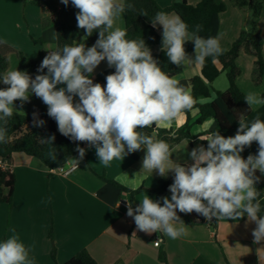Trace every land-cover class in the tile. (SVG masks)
Masks as SVG:
<instances>
[{
    "label": "clouds",
    "instance_id": "clouds-1",
    "mask_svg": "<svg viewBox=\"0 0 264 264\" xmlns=\"http://www.w3.org/2000/svg\"><path fill=\"white\" fill-rule=\"evenodd\" d=\"M61 2L69 4V0ZM71 3L79 9L77 27L85 30L86 37L98 32V39L91 47L79 42L46 48L48 54L38 72L47 69V73L34 79L17 69L0 74V82L8 86L0 89V143L7 142L8 121L19 112L14 102L21 101L22 107L35 94L47 106V115L56 121L59 132L74 142H87L94 147L99 163L105 167L113 160H124L129 153L145 149L141 171L156 170L162 177L174 172V182L169 186L171 198L163 197V206L148 195L135 208L128 203L127 215L134 219L139 231L179 238L185 234V228L176 226L184 224L178 210L185 214L195 212L209 221L213 217L236 221L246 216L256 224L253 242L264 241L262 203L255 186L260 181L256 172L264 175V120L257 116L248 122L242 113L235 136L225 138L218 131L211 132L203 139L207 148L201 145L190 152L194 163L190 166L174 163L169 144L154 139L143 129L171 126L182 113L192 109L196 100L176 76L162 70L144 39H127V30L114 26L117 18L133 8L132 4L124 0H71ZM151 24L154 28L162 26L161 50L172 64H203L206 58L215 59L222 54L219 37L198 35L199 25L190 33L188 25L178 16L157 12ZM58 37L54 32L52 39ZM189 41L194 44V59L184 47ZM105 60L115 72L106 76V85L94 83L91 75ZM62 84L66 87L57 88ZM75 97L79 102H74ZM244 100L248 110L264 105V97L253 91L247 92ZM213 101L201 98L199 103ZM44 124L38 113H33V126ZM54 140V135L41 138L42 143L49 145ZM253 142L258 143V154L243 158L241 153ZM76 151L79 158H69L72 168H78L86 154L83 147L77 146ZM48 156L56 159L52 150ZM130 190L137 191L138 186L132 185ZM30 252L31 248L13 230V235L0 242V264H34Z\"/></svg>",
    "mask_w": 264,
    "mask_h": 264
},
{
    "label": "crops",
    "instance_id": "crops-1",
    "mask_svg": "<svg viewBox=\"0 0 264 264\" xmlns=\"http://www.w3.org/2000/svg\"><path fill=\"white\" fill-rule=\"evenodd\" d=\"M156 1L161 7H169L182 0ZM199 1L187 0L191 5ZM224 1L226 10L220 15L217 37L222 51H227L244 30L246 9H240L231 0ZM170 15L177 16L174 13ZM114 26L125 29L124 13L117 18ZM257 26L261 32L264 55V4ZM155 28L162 38V26L157 25ZM54 32L59 34L56 40L52 39ZM79 42L85 43L87 47L92 46L85 37L76 41ZM60 44V30L49 20V15L43 8L32 5L31 0H0V47L12 50L7 54V71H21L17 53L35 60L48 54L46 48L53 45L60 48ZM147 47L152 54L160 51L155 45ZM188 56L194 59L195 51ZM243 63L251 70L248 79L255 86L252 76L255 58L242 52L237 60L240 69ZM179 67L181 73L176 77L191 92L190 80L201 75L202 64L186 63ZM108 68L107 61H102L92 74H99ZM218 79L213 82L215 91L226 92L228 83ZM241 79L242 74L238 77L237 84L246 94ZM262 81L256 86V93L261 96L264 93V78ZM60 87L66 85L57 86ZM214 97L215 93L207 99ZM74 102L79 101L74 98ZM14 103L20 114H27L32 120L33 113L40 116L42 101L35 94H31L29 101L24 102L22 107L21 101ZM260 107L261 105L254 110ZM187 119L182 113L171 126H156L177 129ZM196 119L195 112L191 116L193 136H201L203 140L211 132H215L216 123L213 119L209 118L202 124L195 125ZM56 126L58 130L57 123ZM237 130L238 127L224 137L235 136ZM201 139L183 140L171 149L173 154L170 159L174 163L190 166L194 163L189 155L192 149L201 145L205 147ZM84 148V159L67 176L51 173L39 159L24 153H15L11 160L3 161L6 167L13 169L16 183L11 206L0 203V242L13 235L15 230L20 241L31 248L30 258L34 264H65L82 250L88 251L96 264H264V241L253 242L252 232L256 224L249 222L247 217L236 221L216 218L217 223L214 225L208 219L196 224H177V227L185 228V234L177 239H171L160 232L148 234L139 231L134 219L127 215L124 208L118 206L119 201L130 203L131 194L127 190L132 185H137L139 189L156 188L162 181L173 183L174 172L170 171L166 177H162L156 170L153 173L141 171L145 149L129 153L124 160H113L105 167L99 163L94 147H89L86 143ZM258 148L259 146L250 154H258ZM74 158L78 159L79 156ZM67 165H71L70 161ZM103 177L119 186L105 181ZM145 195L157 200L149 192L143 191L134 196V202L139 204ZM164 197L171 198L169 188ZM162 198L158 200L161 206ZM51 228L52 240L49 238ZM156 242H159L158 246H155ZM53 247L56 249L55 260L51 257ZM161 253L165 254V263L160 259Z\"/></svg>",
    "mask_w": 264,
    "mask_h": 264
},
{
    "label": "trees",
    "instance_id": "trees-1",
    "mask_svg": "<svg viewBox=\"0 0 264 264\" xmlns=\"http://www.w3.org/2000/svg\"><path fill=\"white\" fill-rule=\"evenodd\" d=\"M240 9H248L252 12L253 20L249 29L243 30L239 37L227 51H222V54L213 59L206 58L202 64L200 76H195L190 80L192 90L190 94L196 100L191 110L184 112L187 116V122L177 129H163L156 125L150 128H145L143 131L152 136L154 139L167 142L172 149L174 146L183 140L192 141L200 139L201 136H193L191 134V116L197 113V119L194 124L200 125L205 120L211 118L216 123V130L220 135L227 136L239 127V117L243 113L246 120H253L257 116L264 120V105H261L257 110H248V105L244 100L245 93L237 84L240 76V69L237 60L240 54H251L255 58V69L253 71V82L260 83L264 78V55L262 48L261 32L257 26V20L261 15L264 0H231ZM124 2L133 5V8L127 9L125 14V29L127 30V39H144L146 46L155 45L159 47L158 53L152 54L158 60L159 66L163 71L171 76H177L181 73V68L169 62L165 52L161 50L162 38L151 24V19L157 12L174 13L180 17L187 25L188 31H196V26H200L198 35L208 38L217 37L220 24V15L225 12L226 4L224 0H200L197 4L191 5L187 0H182L180 3H175L169 7H161L156 0H125ZM31 4L43 8L49 15V20L52 21L60 30V48L65 44H74L76 41L85 37L89 45H93L98 39V32L94 31L91 36L86 37L85 30L77 27L76 14L79 9L75 8L71 0L65 6L61 0H31ZM147 13V16L142 13ZM44 26V24H43ZM185 50L187 54L194 51V44L186 42ZM3 48V47H2ZM0 47V74L8 69L7 54L12 50ZM19 59L20 70L26 71L33 79L38 74H46L47 69L43 73L38 72V68L43 60V55L39 59H28L23 54L17 53ZM220 66V68H219ZM115 72L114 67H109L99 74H92L91 78L94 83L106 85V76ZM225 73L228 89L226 92H218L213 88V82ZM8 87L0 82V89ZM215 93L214 101L211 103H199L201 98L207 99ZM261 97H264V93ZM78 99V97H75ZM41 100V99H40ZM42 101V100H41ZM39 119L45 121L42 127H34L33 120L27 114L16 113L8 121L7 124V142L0 143V162L11 160L15 153H24L30 157L39 159L49 170L59 168L68 163L69 158L79 156L76 151L77 146L83 147L87 142H74L69 137H65L58 132L56 121L47 115V106L42 102L40 108ZM55 136L52 145L42 143L41 138L47 139L50 136ZM200 137V138H199ZM207 148V141L201 140ZM258 147L257 142H253L250 147H245L241 153L243 158ZM54 148V149H53ZM52 150L56 154V159L49 158L48 153ZM256 176L260 177V181L255 185L260 191V199L262 209L260 215L264 216V175L259 171ZM103 179L114 185L119 186L114 181H109L105 177ZM15 173L12 168L3 167L0 164V203H5L9 207L12 204L15 191ZM172 182L162 181L156 188L140 187L137 191H129L133 208L139 204L134 202V196L140 192L147 191L157 200H160L167 193ZM177 215L187 224L202 223L207 219L195 212L191 214L181 213L177 210ZM245 217L240 220L245 219ZM211 221L217 223L216 217ZM212 224V223H211ZM49 238L53 239V230L50 229ZM53 260L56 258V249L53 247L51 252ZM160 259L165 263V254H160ZM65 264H96L95 259L86 250L80 251Z\"/></svg>",
    "mask_w": 264,
    "mask_h": 264
},
{
    "label": "rangeland",
    "instance_id": "rangeland-1",
    "mask_svg": "<svg viewBox=\"0 0 264 264\" xmlns=\"http://www.w3.org/2000/svg\"><path fill=\"white\" fill-rule=\"evenodd\" d=\"M245 19H244V23H245V27L244 29L247 30L249 29L250 27V24L253 20V15H252V12L248 9H246L245 13ZM12 63V62H11ZM11 65V69L13 67V63L10 64ZM239 67V66H238ZM240 69V68H239ZM248 71V72H247ZM251 70H249L246 66V64H242L241 66V69H240V75L242 74V79H241V85L243 87V89H245L246 92H249V91H253V92H256V86L260 85L263 81H261L260 83H254L255 86H253L250 82H249V79H248V74L250 73ZM219 79L218 80H223L224 82H227V79H226V76H225V73H221L220 76L218 77ZM228 83V82H227ZM215 87V84H213V88ZM215 90V89H214ZM214 93V92H213ZM212 93V94H213Z\"/></svg>",
    "mask_w": 264,
    "mask_h": 264
},
{
    "label": "built area",
    "instance_id": "built-area-1",
    "mask_svg": "<svg viewBox=\"0 0 264 264\" xmlns=\"http://www.w3.org/2000/svg\"><path fill=\"white\" fill-rule=\"evenodd\" d=\"M0 164L3 166V167H6L5 164L3 162H0ZM76 168H72V165H63L59 168H55V169H52L51 170V173H56V174H59V175H62V176H67L69 174H71ZM127 205H128V202L126 201H119L118 203V206L121 207V208H124L126 211H127ZM159 245V242H156L155 243V246H158Z\"/></svg>",
    "mask_w": 264,
    "mask_h": 264
}]
</instances>
